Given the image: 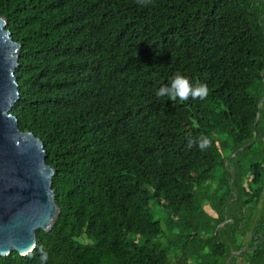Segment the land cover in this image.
Masks as SVG:
<instances>
[{
	"label": "trees",
	"instance_id": "1",
	"mask_svg": "<svg viewBox=\"0 0 264 264\" xmlns=\"http://www.w3.org/2000/svg\"><path fill=\"white\" fill-rule=\"evenodd\" d=\"M0 18L21 45L12 114L61 209L0 264H264V0H0ZM176 74L208 97H157Z\"/></svg>",
	"mask_w": 264,
	"mask_h": 264
},
{
	"label": "water",
	"instance_id": "2",
	"mask_svg": "<svg viewBox=\"0 0 264 264\" xmlns=\"http://www.w3.org/2000/svg\"><path fill=\"white\" fill-rule=\"evenodd\" d=\"M7 27L6 18H0V257L32 253L37 232L53 230L61 214L45 146L33 133L22 132L12 114L20 99L16 70L21 45Z\"/></svg>",
	"mask_w": 264,
	"mask_h": 264
},
{
	"label": "clouds",
	"instance_id": "3",
	"mask_svg": "<svg viewBox=\"0 0 264 264\" xmlns=\"http://www.w3.org/2000/svg\"><path fill=\"white\" fill-rule=\"evenodd\" d=\"M142 5H149L152 0H137ZM209 95V88L206 83H199L193 85L188 78L180 74H176L169 82V84L160 87L156 91L157 97H168L171 101L180 102L188 101L189 98L193 100H204ZM195 143L200 150H205L211 146V141L206 136H201L197 141H189V146ZM42 260H46V254L42 257Z\"/></svg>",
	"mask_w": 264,
	"mask_h": 264
},
{
	"label": "rangeland",
	"instance_id": "4",
	"mask_svg": "<svg viewBox=\"0 0 264 264\" xmlns=\"http://www.w3.org/2000/svg\"><path fill=\"white\" fill-rule=\"evenodd\" d=\"M247 162H248V159H246V160H244L241 164L242 165H246L247 164ZM234 166V165H233ZM216 175H218V173H216L215 174V176ZM217 178V177H216ZM243 186L244 187H246L247 186V184H246V182L243 184ZM223 193L224 192H222V193H220L218 196H217V199L214 201V203L215 204H220V201H221V199H222V195H223ZM244 198H248V197H246V196H244ZM243 200H245V199H242L240 202H242ZM204 205H205V208H206V210H207V212L209 213V214H211V215H214V216H218L217 215V213L215 212L216 211V209L215 210H213L214 208H213V206H212V204H211V202H209V201H206L205 203H204ZM151 208H152V210L156 213V218L155 219H157V220H160L161 221V223H162V226L164 227V228H166V219L168 218V214H166V212L162 209V207L161 206H154V205H151ZM213 208V209H212ZM230 208H231V205L230 204H227V209L230 211ZM262 209H264V191H263V193H262V195H261V197H260V199H259V203H258V206H257V208L255 209V212L253 213V221H252V228H254V225H256V223H257V221H258V219H259V216H260V213H261V211L260 210H262ZM229 213H231V211L229 212ZM242 214H246V210H243L242 212H241ZM232 224L233 223V221H232V219L230 218V217H228L226 220H225V224L224 225H221L220 226V230H223V228L224 229H226L227 228V226L229 225V224ZM228 228H233V226H228ZM261 232H260V234L257 236V239L258 238H264V229L263 230H260ZM251 236H252V233H249L245 238L243 237V240H242V242H243V244H244V246L246 247V249H243L241 252H243V251H245V250H247L248 248V245H249V242H250V239H251ZM221 239H223V241H228L227 240V234L226 233H223L222 235H221ZM241 252H232V257L233 256H239V254H241ZM235 253V254H234ZM237 264H247L246 263V261L243 259V258H240L239 257V259H238V261H237Z\"/></svg>",
	"mask_w": 264,
	"mask_h": 264
}]
</instances>
